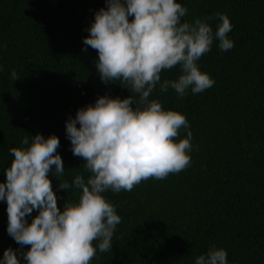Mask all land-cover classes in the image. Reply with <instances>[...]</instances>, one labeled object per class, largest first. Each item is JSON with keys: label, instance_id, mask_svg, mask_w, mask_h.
<instances>
[{"label": "trees", "instance_id": "trees-1", "mask_svg": "<svg viewBox=\"0 0 264 264\" xmlns=\"http://www.w3.org/2000/svg\"><path fill=\"white\" fill-rule=\"evenodd\" d=\"M177 2L188 9L187 22L213 17L208 21L213 33L221 23L216 14H226L234 47L221 51L214 39L212 50L197 62L215 81L202 93L189 89L181 99L171 88L161 93L157 85L150 99L189 122L191 164L131 191L103 193L121 223L111 251L100 253L99 241L94 242L91 264H195L212 245L227 251L228 264H264V0ZM105 7L106 0H0V183L13 159L10 149L37 134L60 139L62 179L71 183L77 174L90 176L83 159L73 155L66 121L99 97L130 95L120 81L103 83L97 51L83 50L87 29ZM180 74L179 68L164 71L162 81ZM186 136L181 129L177 142ZM49 178L61 209L65 201L78 202L80 190H61L60 181ZM36 215L34 210L26 217L29 224ZM7 228L4 200L0 260L5 250L20 249Z\"/></svg>", "mask_w": 264, "mask_h": 264}, {"label": "clouds", "instance_id": "clouds-1", "mask_svg": "<svg viewBox=\"0 0 264 264\" xmlns=\"http://www.w3.org/2000/svg\"><path fill=\"white\" fill-rule=\"evenodd\" d=\"M187 14L177 0H106L96 12L83 50L97 51L103 83L120 81L130 95L99 97L66 121L71 150L83 159L87 179L83 174L71 183L62 179L66 169L55 135L25 137L27 147L10 149L13 159L5 169L6 182L0 183V201L6 200L7 232L20 249L5 250L0 264H22L21 257L23 264H91L97 254L94 242L99 241L100 253L111 251L121 223L103 193L131 191L190 166L192 132L186 116L164 110L150 97L157 85L161 93L171 88L181 99L189 89L193 94L210 89L215 81L197 62L212 50L214 39L221 51L232 49L234 42L226 14H216L221 23L215 33L208 23L213 17L190 23L183 19ZM174 68H179L178 78L162 81V73ZM10 78L19 79L15 70ZM181 129L187 136L177 142ZM49 174L60 181L59 189L80 190L78 202L65 201L61 209ZM34 210L38 215L29 224L26 217ZM25 246L29 250L23 251ZM227 257L225 249L212 245L195 264H228Z\"/></svg>", "mask_w": 264, "mask_h": 264}]
</instances>
